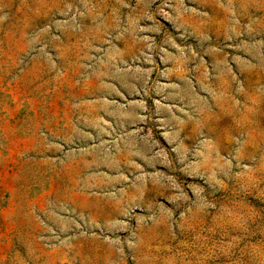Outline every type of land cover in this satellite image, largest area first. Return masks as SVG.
Here are the masks:
<instances>
[{"label":"rangeland","instance_id":"374dc122","mask_svg":"<svg viewBox=\"0 0 264 264\" xmlns=\"http://www.w3.org/2000/svg\"><path fill=\"white\" fill-rule=\"evenodd\" d=\"M0 264H264V0H0Z\"/></svg>","mask_w":264,"mask_h":264}]
</instances>
